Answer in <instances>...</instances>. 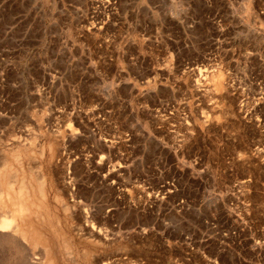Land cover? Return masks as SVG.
<instances>
[{
	"label": "rangeland",
	"instance_id": "obj_1",
	"mask_svg": "<svg viewBox=\"0 0 264 264\" xmlns=\"http://www.w3.org/2000/svg\"><path fill=\"white\" fill-rule=\"evenodd\" d=\"M0 161V264H264V0H0Z\"/></svg>",
	"mask_w": 264,
	"mask_h": 264
},
{
	"label": "bare ground",
	"instance_id": "obj_2",
	"mask_svg": "<svg viewBox=\"0 0 264 264\" xmlns=\"http://www.w3.org/2000/svg\"><path fill=\"white\" fill-rule=\"evenodd\" d=\"M1 163H0V208L3 209V211L6 212V214H4L0 218V239H6L11 241L12 239H15V237H18V235L20 236L22 235L21 237L23 238L25 234L27 235V232L23 231L24 229L21 230L20 228L24 226L23 225L25 223L24 219L26 217H30L28 214L31 212L32 208H35V203L30 199L29 194H27V187L25 186L26 184L24 180L18 182L16 188H14L11 185L13 182L14 183L16 182L14 181V179L11 180L12 178L10 176L11 170L9 168H5L6 165ZM1 166H4V168H2ZM13 173L16 174L17 172H13ZM13 173L11 175L12 176L14 175L13 177H16L15 174ZM32 177L35 176L33 175ZM38 183H40V181ZM38 183H36L35 188L33 187L32 190L33 191L36 190V192L37 193L39 192L40 195L42 193L41 192L42 189L41 186L39 187ZM42 241H44V239Z\"/></svg>",
	"mask_w": 264,
	"mask_h": 264
}]
</instances>
